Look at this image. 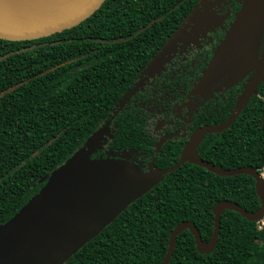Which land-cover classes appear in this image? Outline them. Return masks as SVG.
Instances as JSON below:
<instances>
[{
	"label": "trees",
	"instance_id": "16d2710c",
	"mask_svg": "<svg viewBox=\"0 0 264 264\" xmlns=\"http://www.w3.org/2000/svg\"><path fill=\"white\" fill-rule=\"evenodd\" d=\"M197 1L105 0L79 24L45 39L0 38V223L101 126ZM233 104L214 123L223 121ZM197 151L223 168L264 171V82L230 127L207 134ZM220 199L249 211L260 206L249 174L217 175L185 162L63 264H160L179 222L194 223L204 240L211 237L212 208ZM258 224L226 209L213 251L199 253L185 229L169 264H264V225Z\"/></svg>",
	"mask_w": 264,
	"mask_h": 264
},
{
	"label": "water",
	"instance_id": "95a60500",
	"mask_svg": "<svg viewBox=\"0 0 264 264\" xmlns=\"http://www.w3.org/2000/svg\"><path fill=\"white\" fill-rule=\"evenodd\" d=\"M104 1L37 0L12 5L0 0V38L32 42L45 39L79 24ZM256 2H241L233 29L227 31L200 80L201 88L216 83L230 85L252 72L250 83L227 119L218 125H204L196 129L174 165L149 173H143L133 163L113 156L99 154L92 157L102 149L106 140L104 134L107 128L98 127L61 165L40 179L45 183L39 191L9 219L0 223V264H63L131 202L185 161L217 175L249 174L254 178L260 206L255 211H249L237 202L218 200L212 208L213 231L208 240L201 238L194 223L179 222L169 234L166 253L160 264H169L176 237L185 229L192 233L199 253L213 251L219 235L220 217L226 209L234 210L251 221L264 219V176L252 166L223 168L203 159L196 151L206 133L222 132L230 126L264 75V0ZM194 12L197 14L194 15ZM200 15V8L196 5L189 18L195 21ZM180 29L169 37L147 67H158L162 63L171 38Z\"/></svg>",
	"mask_w": 264,
	"mask_h": 264
},
{
	"label": "flooded vegetation",
	"instance_id": "af4514ba",
	"mask_svg": "<svg viewBox=\"0 0 264 264\" xmlns=\"http://www.w3.org/2000/svg\"><path fill=\"white\" fill-rule=\"evenodd\" d=\"M240 7L237 0H223L219 6L223 19L219 24L204 19L207 26L200 17L195 21L189 18L171 38L162 63L147 67L105 116L101 124L107 128L103 156L127 160L143 173L162 170L179 160L182 148L196 129L227 119L250 83L252 72L230 85L216 83L201 88L200 80ZM262 82L264 75L250 98ZM232 101L226 118L214 123ZM207 134L212 133H206L199 144Z\"/></svg>",
	"mask_w": 264,
	"mask_h": 264
},
{
	"label": "rangeland",
	"instance_id": "374dc122",
	"mask_svg": "<svg viewBox=\"0 0 264 264\" xmlns=\"http://www.w3.org/2000/svg\"><path fill=\"white\" fill-rule=\"evenodd\" d=\"M222 1L223 0H199L198 1L197 7H199L200 11H201L200 20L201 21L203 20L205 25H207V22L204 19H207L208 22H210V23H213V22H211L213 20L214 24L215 23L216 24L221 23V21L223 19V14L220 11L219 6L222 3ZM237 1H239L240 4H241V2L243 3V2H246L247 0H237ZM252 1L253 0H249V3H251ZM259 2H260V0H257L256 3H259ZM235 18H236V16H235ZM235 18H234V20H235ZM234 20L230 23V25L228 26L226 31H229L230 29L231 30L233 29L232 24H233Z\"/></svg>",
	"mask_w": 264,
	"mask_h": 264
},
{
	"label": "bare ground",
	"instance_id": "6f19581e",
	"mask_svg": "<svg viewBox=\"0 0 264 264\" xmlns=\"http://www.w3.org/2000/svg\"><path fill=\"white\" fill-rule=\"evenodd\" d=\"M12 5H17L24 2L37 1V0H4Z\"/></svg>",
	"mask_w": 264,
	"mask_h": 264
},
{
	"label": "built area",
	"instance_id": "2783aa9c",
	"mask_svg": "<svg viewBox=\"0 0 264 264\" xmlns=\"http://www.w3.org/2000/svg\"><path fill=\"white\" fill-rule=\"evenodd\" d=\"M262 176H264V171L260 172ZM262 225H264V219L259 221L258 227H262Z\"/></svg>",
	"mask_w": 264,
	"mask_h": 264
}]
</instances>
